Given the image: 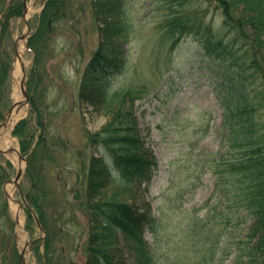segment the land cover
<instances>
[{
	"label": "trees",
	"instance_id": "obj_1",
	"mask_svg": "<svg viewBox=\"0 0 264 264\" xmlns=\"http://www.w3.org/2000/svg\"><path fill=\"white\" fill-rule=\"evenodd\" d=\"M173 6L178 10H173ZM169 7L172 11L162 19L161 28L170 49L191 38L198 44L202 57L217 61L223 71L227 69L232 75L229 79L237 86L232 93L216 95L223 108L221 132L226 149L210 154L212 157L207 160L214 177L213 192L217 194L213 193L201 208L189 212L193 220L184 227L196 240L190 248L191 262L223 264L232 254L231 264H264V0H170ZM78 12L74 0L45 1L35 32L27 42L28 49L42 57L41 65L47 56L49 37L63 22H74ZM22 14V0H0V120L9 94V26L12 19ZM124 31L123 26L120 34ZM126 61L121 43L100 45L81 74L77 96L80 98L81 91L86 89L91 93L100 91L102 81L120 72ZM31 68L27 78L32 91L30 114L40 132L36 135L31 131L27 118L17 122L12 131L25 156L24 178L30 183L24 191L25 229L34 233L33 212L44 231L43 239H34L31 245L36 260L39 264H62L64 258L56 255L55 241L64 236L56 224L63 215L57 219L48 214L52 207L51 191L45 185L43 172L45 160L53 159L57 137L47 134L50 117L45 114L47 104L42 97L39 63ZM150 92L144 88L125 91L111 120L90 139L101 148L102 155L89 159L83 182L71 191L73 201L63 197L65 208H77L86 219L84 264H126L118 246L120 241L133 264H158L143 237L144 231L156 236V217L151 216L148 205L141 210L127 201L137 194L140 185L151 180L157 168L155 155L140 136L134 112V100ZM113 170L115 177L110 176ZM10 173L12 165L2 161L0 153V264H19L14 221L9 216L3 190ZM107 179L116 181V189L106 199L97 200ZM203 209L205 214L199 215L198 211ZM116 233L120 236L118 241ZM179 260L184 263V259Z\"/></svg>",
	"mask_w": 264,
	"mask_h": 264
},
{
	"label": "rangeland",
	"instance_id": "obj_2",
	"mask_svg": "<svg viewBox=\"0 0 264 264\" xmlns=\"http://www.w3.org/2000/svg\"><path fill=\"white\" fill-rule=\"evenodd\" d=\"M45 1L26 0L25 14L10 22L12 58L7 108L3 118L14 101L24 99L14 81L16 66V71L24 79L28 103L14 113L16 117L10 129H0V147H4L8 133L20 152L19 139L12 131L23 118L29 120L31 131L39 135L40 128L30 114L32 91L28 88L27 79L31 67L37 62L39 75L43 76L41 87L42 97H45L47 104L45 114L50 117L47 120V134L57 137L53 159L45 160L43 169L45 185L51 191L52 207L48 208V214L55 218L63 215L57 218L56 223L64 232L61 241L58 237L55 241L56 255L64 258L62 264H84L87 258L83 250L87 241L86 219L77 208H65L66 199L73 201L71 191L83 182L89 159L103 153L101 148L90 142L91 137H95L111 120L123 101L125 91L144 88L151 92L134 100V112L140 136L155 155L157 168L151 180L140 185L137 194L127 198V201L141 210L148 205L151 216L156 217V236L152 237L144 231L143 237L158 264H192L191 249L196 240L192 238L193 233L184 231V227L193 220L189 212L201 208L214 193V177L207 160L211 159L210 154L226 149L221 132L223 108L216 95L237 90L236 84L229 79L231 73L227 69L223 71L217 61L202 57L198 44L191 38L170 49L169 40L161 28L162 19L168 12L178 10L174 6L172 9L169 7L170 0H74L79 9L78 19L76 15L74 22H63L49 37L48 52L42 66L39 62L42 57H36L28 49L27 42L35 32L38 14ZM123 26L126 27V38L124 32L120 34ZM23 33H28L24 39L21 62L24 73L19 63L15 66L17 62L12 48L14 41ZM120 43L127 54L124 68L106 77L100 91L91 93L87 89L82 90L79 98L77 86L93 53L100 45ZM36 82H33L34 85ZM22 156L23 166H26L25 156ZM6 160L12 165V180L17 161L15 164L9 155L2 154V161ZM116 175L113 170L110 176ZM18 184L24 195L29 181L22 177ZM115 189L116 181L108 182L107 179L97 200L106 199ZM3 190L13 221L16 206L22 205L19 206L22 231L17 234L15 222L13 226L14 242L19 253L22 246L32 240L43 239L44 233L36 223L33 234L25 229L24 205L14 184L5 182ZM198 214L204 215L205 210H199ZM116 236L117 241L120 240L118 233ZM118 246L125 255L126 264H133L122 241ZM39 250L42 251V246ZM179 259H184V263H180L182 260ZM231 263L232 254L223 264ZM27 264H39L32 246L27 255Z\"/></svg>",
	"mask_w": 264,
	"mask_h": 264
},
{
	"label": "water",
	"instance_id": "obj_3",
	"mask_svg": "<svg viewBox=\"0 0 264 264\" xmlns=\"http://www.w3.org/2000/svg\"><path fill=\"white\" fill-rule=\"evenodd\" d=\"M22 3H23V13L25 14L26 12V0H22ZM28 25V24H27ZM26 25V26H27ZM27 28L29 29V27L27 26ZM29 33V32H28ZM28 33H23L21 36H19V38H17L15 41H14V44H13V51H14V57L16 58L18 56V41L20 39H26L27 36H28ZM21 69V72L24 73V67L23 65L20 67ZM22 79V78H21ZM23 80H20V82L18 83V88L20 89L21 93H22V96L24 97L23 100H16L12 103V105L10 106V109L7 110V113L5 115V117L0 121V129L4 128L5 125H6V119L10 118L12 116V114L16 113L23 105L27 104L28 103V95L26 93V90L24 88V84H23ZM11 149H6V150H2L0 148V153H2L3 155H8L10 153ZM17 163H18V167L15 171V175L13 177L12 180L8 181V182H11L12 184H14V186L16 187L19 195L21 196V199L23 201V203L25 204L26 202L24 201V196L22 194V191H21V188H20V184L19 183V180L24 176V172H25V169H26V166H23L21 167V163H23L24 161V157L21 155V153L19 152V150L17 149ZM26 161V160H25ZM26 164V162H25ZM26 205V204H25ZM19 206L21 207L22 205L19 204ZM33 214V217L36 221V225H38V228L40 229V231L43 232V230L41 229L40 225H39V221L36 217V215L34 213ZM15 223L17 224V218L15 217ZM34 241V240H33ZM32 242L28 243L27 245H25L24 247H22L20 250H19V264H27V255H28V252H30V248L32 245Z\"/></svg>",
	"mask_w": 264,
	"mask_h": 264
},
{
	"label": "bare ground",
	"instance_id": "obj_4",
	"mask_svg": "<svg viewBox=\"0 0 264 264\" xmlns=\"http://www.w3.org/2000/svg\"><path fill=\"white\" fill-rule=\"evenodd\" d=\"M26 34V33H25ZM18 48L20 50H18V56L16 57V64L15 66L19 63L20 64V67L22 66L21 62H22V57H23V49H24V39H20L18 41ZM16 68H18V66H16ZM16 68L15 71H14V76H15V84L18 86V83L20 82V78L22 77V74L17 72L16 71ZM16 117V114H12V116L8 119H6V125L4 128L8 127L10 129L11 125H12V122L13 120L15 119ZM7 130H5L4 132H6ZM4 147H0L2 150H6V149H11L10 153L8 154L9 157H10V160L11 161H14V163L17 161V148L16 146L13 144L12 140L10 139L9 137V134L7 133L6 134V137L4 139ZM18 162V161H17ZM16 162V163H17ZM15 163V164H16ZM21 167H23V163L20 164ZM16 166L18 167V163L16 164ZM14 200V199H12ZM17 205V204H16ZM15 216L17 218V224L15 225L16 228H17V234H19L20 231H22V219H21V210L19 208V206L17 205L16 206V209H15ZM23 247V246H22Z\"/></svg>",
	"mask_w": 264,
	"mask_h": 264
}]
</instances>
